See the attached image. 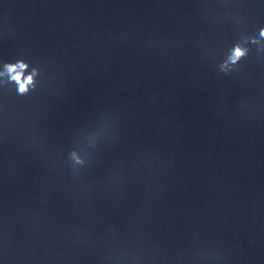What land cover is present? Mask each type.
<instances>
[{
    "label": "water",
    "instance_id": "obj_1",
    "mask_svg": "<svg viewBox=\"0 0 264 264\" xmlns=\"http://www.w3.org/2000/svg\"><path fill=\"white\" fill-rule=\"evenodd\" d=\"M264 0H0V264H264ZM243 55L235 61V50Z\"/></svg>",
    "mask_w": 264,
    "mask_h": 264
},
{
    "label": "clouds",
    "instance_id": "obj_2",
    "mask_svg": "<svg viewBox=\"0 0 264 264\" xmlns=\"http://www.w3.org/2000/svg\"><path fill=\"white\" fill-rule=\"evenodd\" d=\"M261 35H264V30H262ZM243 54V50H235L232 57L233 61ZM24 67V64L17 62L15 65H4L3 71L0 72V76L7 75L10 81H14L16 83L17 91L21 94L25 92L27 90V86L31 84L30 76L21 80V73L19 70L23 69Z\"/></svg>",
    "mask_w": 264,
    "mask_h": 264
}]
</instances>
